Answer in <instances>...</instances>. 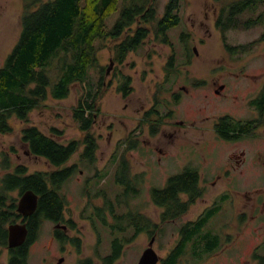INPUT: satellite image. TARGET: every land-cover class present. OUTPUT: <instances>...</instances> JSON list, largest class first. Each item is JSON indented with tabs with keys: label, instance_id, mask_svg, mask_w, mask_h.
Wrapping results in <instances>:
<instances>
[{
	"label": "rangeland",
	"instance_id": "obj_1",
	"mask_svg": "<svg viewBox=\"0 0 264 264\" xmlns=\"http://www.w3.org/2000/svg\"><path fill=\"white\" fill-rule=\"evenodd\" d=\"M9 1H14V14L8 23L5 21L0 25V51L7 52L20 36L22 14L18 6L23 3V0ZM168 1L158 0L159 16L163 15ZM177 5L180 22L167 31L173 47L160 44L150 34L143 45L127 54L123 63H117L113 60V41L108 37L95 41L97 60L88 68V79L94 87L99 80L104 81L103 91L97 99V119L91 129L98 144L96 160L90 168L85 167L79 162L80 150L68 160L67 164H77V171L62 186L67 200L63 215L87 214L93 203L100 204L98 199L103 197H95L96 189L105 190L111 197L121 192L124 188L116 172L119 160L124 158L131 172L139 173L140 180L136 182L138 194L123 198L130 199L128 206L133 210L138 208L151 221L160 222L161 208L152 202L151 188L164 187L170 176L192 166L200 174L202 198L197 199L176 222L159 223L154 249L159 255H165L179 238L177 230L181 223L194 219L221 193H228L227 199L220 198L217 202L219 208L205 229L220 232L221 236L228 235V239L220 238L221 246L211 251L193 254L190 247L177 264H255V252L264 254V201L262 205H255L256 194L264 193V123L235 141L219 139L212 124L215 118L227 113L240 119L259 116L247 102L264 82V41L234 54L226 49L225 42L231 45L251 42L262 28L229 29L224 33V39L214 23L220 8L218 1L180 0ZM121 6L122 0H119L117 9L105 19L106 30L115 23ZM181 32L188 36L182 39ZM193 47L197 54L192 52ZM185 48L191 50V55ZM171 49L176 55L173 66L178 70L170 74L171 71L165 69V60ZM190 56V61L186 62ZM127 77L130 78V89L123 94L119 87ZM203 77L207 78L206 85L190 83L192 78ZM214 77L217 82L227 84L223 91L228 96L221 100L216 99L212 91L216 87L211 84ZM182 85H186V90L179 91L181 97L174 103L167 87L178 90ZM86 88L88 85L74 83L65 98L48 96L29 111L27 122L15 115L10 117L11 131L0 132V178L16 164L27 166L29 172L50 168L43 157L26 152L22 141L24 127L35 125L51 135L55 134L51 131L55 127L62 132L60 136L55 134V138L63 143L81 138L72 111ZM162 102H168V107L159 106ZM152 106L158 108V114H153L152 109L145 114ZM169 111L170 116L167 115ZM179 119L183 121L175 122ZM151 122H154L153 128L149 131ZM241 151L244 159L237 164L236 158ZM3 152L8 153L3 155ZM4 159L8 160V167ZM226 169L229 171L224 175ZM85 185L89 187L88 192L84 190ZM114 204L117 205L115 200ZM121 209L125 210L120 207L117 211L121 212ZM77 220L79 227L84 226V232L85 221ZM52 230V223L41 224L39 239L31 249V262L44 251L45 245H49ZM110 238L101 242L102 248L110 245ZM149 240L147 233L131 240L115 264H135ZM49 246L55 247V244ZM5 252V247L0 248L1 264L6 262Z\"/></svg>",
	"mask_w": 264,
	"mask_h": 264
},
{
	"label": "trees",
	"instance_id": "obj_2",
	"mask_svg": "<svg viewBox=\"0 0 264 264\" xmlns=\"http://www.w3.org/2000/svg\"><path fill=\"white\" fill-rule=\"evenodd\" d=\"M25 1H28L29 9L22 14L20 36L0 69V132L11 131L9 119L13 115L27 122L29 111L48 96L55 99L65 98L74 83H80L84 87L88 85V88L81 93L72 111L73 119L82 133L81 138L63 143L55 138V134H62L55 127L51 128L54 135L46 134L35 125L23 128V143L32 155L43 157L50 168L29 172L27 166L16 164L13 170L1 176L0 248L8 247V225L11 223L26 220L28 240L39 231L43 220H62L67 203L62 186L77 171V164H67L68 160L79 150V162L85 167L90 168L96 160L98 144L91 129L95 123L94 115L98 114L97 99L103 91V83L101 79L94 87L88 79V68L97 60L95 41L110 38L113 41V60L122 63L127 54L143 45L150 34H154V39L161 43L168 42L167 31L180 22L176 11L178 0H169L162 16L158 15V0H122L119 16L109 30L104 27L105 19L117 9L119 0ZM214 1L220 3L214 23L224 39V33L229 29L262 28L260 34L251 42L238 45L225 42V47L231 54L264 41V0ZM166 70L171 71V74L178 69L173 66ZM249 103L259 115L256 125L264 123V84ZM228 118L232 120L229 116L220 120L218 129L220 135L226 138L241 137L255 127H251V122L239 126V122L229 121ZM7 162L4 159L6 167ZM128 168L129 164L124 158L119 160L116 175L124 189L117 195L111 197L101 189H96L93 193L95 197L102 196L107 201L106 205L115 218L109 241V250L113 254L125 242L121 235L125 229L121 227V212L117 208L124 207L120 202L125 199L124 195L131 197L138 194L134 186L140 176L130 174ZM88 188L85 185L84 190L87 191ZM27 189L37 194V206L31 215L23 217L17 212L16 202L17 196ZM14 192L16 194L13 195ZM202 192L199 171L192 166H186L180 173L170 176L164 187L151 188L152 202L161 207L160 224L181 217ZM182 194H186V200H182ZM218 208L216 206L193 224H183L182 237L177 239L174 250L160 264L180 262L187 251L186 242L189 240V250L193 254L202 250L211 251L216 242H208L206 247L203 242L219 239L210 234L211 230L205 229ZM139 220L132 219L130 222L128 219V222L135 225ZM141 220L147 227L152 222L144 214L141 215ZM200 232L205 234H199ZM9 252L12 254L9 264L28 263L25 242L14 249L10 248ZM115 256L117 255H113ZM253 258L255 264H264V254L255 252Z\"/></svg>",
	"mask_w": 264,
	"mask_h": 264
},
{
	"label": "flooded vegetation",
	"instance_id": "obj_3",
	"mask_svg": "<svg viewBox=\"0 0 264 264\" xmlns=\"http://www.w3.org/2000/svg\"><path fill=\"white\" fill-rule=\"evenodd\" d=\"M177 4H180V0H178ZM14 7H15L14 1L12 3H10L9 0H0V25L5 23V21L7 22L8 19H10V16H12L14 14ZM18 8L21 9L20 10L21 14H24L29 9L28 1L23 0L22 6L21 7L18 6ZM167 34H168V32H167ZM152 36H153V38H155L154 34H152ZM180 36L182 37V39H184L188 35L185 32H181ZM168 39H169V41L164 42V43L159 42L158 39H155V40L158 41L160 44H163V45H166L169 47H173L172 41L169 38V35H168ZM15 44L13 45V47L11 48V50L9 52H7L6 50H5L6 52L4 50L0 51V63H1L0 69L4 66L6 59L11 54ZM185 50L187 53H189L191 55V50L188 51V49H186V48H185ZM4 52H5V54L3 55L4 57L2 58L1 56ZM192 52H195V54H197L194 47H193ZM179 56H181V55H179ZM175 59H176V55L174 54V50L171 49V53H169V56L165 60V69L171 68L175 63ZM190 59H191V56L186 62L190 61ZM186 62H183V63H186ZM203 78L205 80L202 78H192L191 79L192 82L190 81V83H192L195 86L199 85V84L206 85L207 84V78H205V77H203ZM168 79H169V77H168ZM215 79H216V77H214V80L211 83L212 85L213 84L216 85V87H213L212 91H213L214 97L216 99L221 100L222 97L228 96L227 92L225 94L223 91V90H226L227 84L224 82L219 83ZM102 83H104V81ZM129 83H130V78L128 79V77L126 79H124L123 82H121V84H120L121 87H119V90L123 94H126L127 91L130 89ZM125 84H126V86H125ZM263 84H264V82H263ZM212 85H211V89H212ZM185 87H186V85H182L179 87L178 90H171V88L167 87V89H168L167 91H170V96L173 97L174 103L176 101H178V98L181 97V92H179V91L186 90ZM154 98H156V96H154ZM223 100H227V99H223ZM250 100H251V98L248 99V102H247L248 107L251 109H254L257 112V110L249 103ZM167 104H168V102H162L159 106L164 105V106L168 107ZM151 109L153 111L152 112L153 114H155V115L158 114L159 110L155 106H152L151 108H149L145 114H147L149 110L151 111ZM224 113H226V112H222L221 114H224ZM230 114L231 113L220 115L217 118H215L213 121L212 130H213L214 134L219 139H223L225 141H235V140H238L242 137L241 136V137H237L234 139H229V138H226V137L220 135V133L218 131L219 123H220V120L222 118H224L225 116H229L232 118V120L230 118H228L229 121L239 122V124H238L239 126L245 122H251V124H250L251 127H254L258 123V120H257L258 117L257 118L250 117L247 119H240L237 117H233ZM167 115L170 116V111L167 113ZM96 119H97V115H94V120H96ZM182 121H183L182 119H179V120H176L175 122L181 123ZM153 123L154 122L149 123L150 124V126H148L149 131H150V129L152 130ZM152 132H155V131H152ZM242 135L244 136L247 134L244 133ZM26 152L30 153L28 148H27ZM7 153L8 152H3V155H6ZM258 157L260 158L262 156L258 155ZM236 159H237L236 160L237 164H240L243 161L244 158H243V152L242 151L239 153V155H237ZM263 164H264V159H263ZM7 170H9V169H7ZM128 170H129L130 174L139 176V173L135 174V173L131 172L130 167L128 168ZM228 171L229 170L226 169L223 172L224 175H227ZM200 186L202 187L201 183H200ZM134 187H135V189H138L136 186V183H135ZM203 193L204 192H202V195H203ZM202 195L199 196L197 199L202 198ZM228 195H229L228 193H221L218 196V198L216 200H214L210 206H207L201 212H199L194 219H189V220L181 223L180 226L178 227V230H177V234H178L179 238L182 237V234H183L182 230H181V227L183 224L190 223V222H192V224H193L196 221H198L199 219H202L212 209H214L216 206H219L217 204V202L219 201L220 198L227 199ZM181 197H183L182 200L187 199L186 194H182ZM233 199L232 198L230 199L231 203H234ZM98 201L100 202V204L93 203V205L90 206L89 205L90 200H88V205L90 206V209L88 210L87 214H81V215H76V216L71 215L68 217H64V215H63V219L58 220V221L52 220V219L43 220V222L48 221V222L52 223V225H53V230L51 231V237L49 239V245L51 243H54L55 247L45 245L44 251L39 253L37 259L34 262H31V254H32L31 249H32L33 245H35L39 239V237H38L39 231H37L28 240H26L27 239V235H26V238L22 244H24V242L26 243V252L28 254V263L27 264H115L119 260L121 255L123 254L124 246L126 244H130L132 242L131 240H134L135 238L139 237V235H141L142 233H147L148 235H150V239L152 237H154V240H153V247H154L155 242H156L155 241L156 235L158 234V232L156 230L159 229V223L160 222H153L152 221L150 226H148V227L144 226L142 223V220H141L142 211L138 210V208L133 210L132 207L130 208V206H128V203L130 204V199L129 200L123 199L120 202L123 203L125 210L122 211V209H121L120 215L122 218L121 227L123 229H125L121 232V235L124 239L123 241H125V242H124L123 246L120 247V250H118L114 254H113V252H111L109 250L110 245H108L107 248H102L101 242H103V240L105 238L111 237L110 232H111L112 226L115 223V218H114L113 214L110 212V210L108 209L109 208V207H107L108 205H106L107 201L104 198H99ZM263 201H264V193L258 192L256 194L255 205L258 203H261V205H262ZM154 205H156V204L154 203ZM156 206H158V205H156ZM190 206H189V208H190ZM159 208H161V207H159ZM186 212H188V210ZM186 212L182 213L181 216H183ZM212 217H213V215H212ZM179 218L169 219V220H167V223L168 222H176ZM77 219L85 221L87 228L85 229L84 232L82 231L84 226L82 225L81 227H79ZM128 219L130 220V222L132 221V219H140V220L138 221V224L134 225V224L128 222ZM25 222H26V220H25ZM26 226H27V222H26ZM27 229H28V227H27ZM27 234H28V231H27ZM199 234H205V233L200 232ZM210 234L212 236L216 235L217 239H219V240L217 241V240L211 239L210 241L203 242V243H205L203 246L206 247V244L208 242H210L212 244H214V242H216V245L212 249H214L216 246H218V247L221 246V244H220L221 239L220 238L228 239V237H229L228 235L227 236H225V235L221 236L220 232H217V231L216 232L210 231ZM225 242H227V240ZM177 243H178V240L173 244L172 247H170L168 249V251L165 255H163V256L159 255L160 258H159V261L157 264H160L161 262H163V260L170 254V252H172L174 250ZM186 244H187L186 247L188 249L190 244H191V241L190 240L187 241ZM12 248L14 249L15 247H11V249ZM9 249H10V247H6V252H5L6 262H4L3 264H9L10 263V260L12 258V254L9 252ZM113 255H117V256L113 257ZM140 255H139V257H140ZM184 255H187V254L185 253ZM139 257L137 258L136 263H137Z\"/></svg>",
	"mask_w": 264,
	"mask_h": 264
},
{
	"label": "water",
	"instance_id": "obj_4",
	"mask_svg": "<svg viewBox=\"0 0 264 264\" xmlns=\"http://www.w3.org/2000/svg\"><path fill=\"white\" fill-rule=\"evenodd\" d=\"M111 64L107 68V73L110 71ZM37 194L33 190L27 189L22 192L17 201V212L24 217L31 215L37 206ZM26 222H14L8 225V246L16 247L23 243L27 235ZM154 237L148 243V246L143 250L137 264H156L159 260V255L152 247Z\"/></svg>",
	"mask_w": 264,
	"mask_h": 264
}]
</instances>
